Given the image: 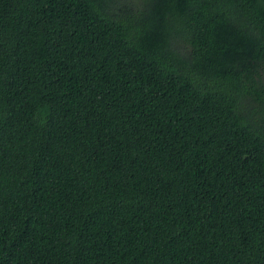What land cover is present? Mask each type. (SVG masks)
I'll return each instance as SVG.
<instances>
[{
    "label": "trees",
    "instance_id": "trees-1",
    "mask_svg": "<svg viewBox=\"0 0 264 264\" xmlns=\"http://www.w3.org/2000/svg\"><path fill=\"white\" fill-rule=\"evenodd\" d=\"M0 264H264V0H0Z\"/></svg>",
    "mask_w": 264,
    "mask_h": 264
},
{
    "label": "rangeland",
    "instance_id": "rangeland-1",
    "mask_svg": "<svg viewBox=\"0 0 264 264\" xmlns=\"http://www.w3.org/2000/svg\"><path fill=\"white\" fill-rule=\"evenodd\" d=\"M187 50H189V51H190V49H187ZM189 51H188V52H189Z\"/></svg>",
    "mask_w": 264,
    "mask_h": 264
}]
</instances>
